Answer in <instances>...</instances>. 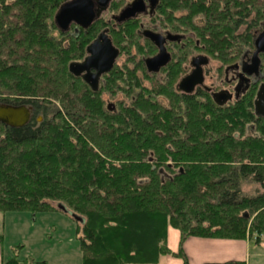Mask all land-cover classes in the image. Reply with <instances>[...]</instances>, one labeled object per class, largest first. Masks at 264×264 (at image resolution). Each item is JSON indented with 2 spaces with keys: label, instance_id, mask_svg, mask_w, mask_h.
Here are the masks:
<instances>
[{
  "label": "trees",
  "instance_id": "1",
  "mask_svg": "<svg viewBox=\"0 0 264 264\" xmlns=\"http://www.w3.org/2000/svg\"><path fill=\"white\" fill-rule=\"evenodd\" d=\"M68 1L0 0V102L26 104L33 111L24 127L0 123V213L36 214L64 205L84 221L75 220L83 264H158L169 255L188 264L182 244L189 237L261 236L264 117L256 116L252 96L233 107L212 99L200 104L197 96L209 94L198 92L180 94L187 107L176 111L143 101L118 113L105 108L100 89L92 91L70 73L69 65L80 59L56 45L54 16ZM167 2L172 7L178 0ZM228 2L225 13L214 1L192 3L206 14L203 39L221 52L229 46ZM240 2L241 14L249 4ZM99 23L75 40L87 36L88 46ZM55 64L66 82L83 91L62 110L40 99L54 93L48 84L54 83ZM251 120L260 136L229 135L230 126ZM246 183L257 186L254 195L244 191ZM169 226L181 233L176 254L167 245ZM4 264L46 263L14 256Z\"/></svg>",
  "mask_w": 264,
  "mask_h": 264
},
{
  "label": "rangeland",
  "instance_id": "2",
  "mask_svg": "<svg viewBox=\"0 0 264 264\" xmlns=\"http://www.w3.org/2000/svg\"><path fill=\"white\" fill-rule=\"evenodd\" d=\"M131 1L132 0H113L109 9L103 14L98 28L96 29L97 31H92V34L95 35H93L94 37L91 41H93L104 29L109 28L112 41L120 50L115 69L108 75L103 76L100 82L99 97L103 106L105 108H112L116 113L120 112L121 108L130 106L135 102L142 104V101L153 105H159L166 110L176 111L179 108L186 109L187 103L180 97V94L177 93L178 83L184 76L183 72L180 73L178 71V65H173L156 74H149L147 72L144 61L153 54V49L143 37L138 35V30H141L140 24L143 22L147 25L148 20L145 19L144 21V19L141 18L126 25L116 26L117 23L113 20V16L118 14L121 9ZM164 1L166 3L168 0H163V2ZM196 1L197 0H188V2L181 1L183 4L180 3L179 0L178 2H172L171 9L174 11L176 20L173 14L171 15L169 12H166L163 18L168 15L170 18L168 23L170 25L175 24L184 29L190 49L194 50L195 43L197 41L200 42L202 51L207 53L210 58V64L205 70L206 78L204 88L208 90L216 85L218 87L216 89H220L218 84L221 83V79H224V71L228 64V52L230 50L228 49L227 51L221 52L215 48H209L207 42L203 39L204 31H202L205 26L206 14L196 8L197 6L193 7L192 3ZM207 1L208 4L213 2V0ZM227 1H229L227 6H230V13L232 15L238 12V7H236L238 4H236V2L241 3L240 1H243L249 4L248 10L253 11V8L257 9L256 13H254L257 14V20L264 19V0H214L219 6L217 11L223 10V13H225L224 8ZM253 4L258 7H253ZM54 25L56 26L55 16ZM77 27L76 25H72L70 31L62 33L56 26L54 30V39L58 47L71 50L69 54L70 58L74 56L82 61L86 57L85 48L87 46L83 43L89 40V37L86 36L76 41L74 37L85 32L83 29L79 31V27ZM197 53L198 51L189 53L187 60L189 61L191 55H196ZM217 54L222 56H218ZM222 57L226 58L223 59ZM58 66H54V83L48 84L49 89L51 92L54 90V93H51V95L41 94L45 97H41L40 99L51 101L56 110H62L64 109V103H74L76 100L75 95H79L80 93L83 94V91H80V84L75 87L70 82H66V79L62 78V73L59 72L61 69ZM40 88L45 89L46 85L43 83ZM43 91H47V94L49 92V90ZM221 92L222 91H217V93ZM250 96H252L253 99L255 98L252 93ZM211 99V95H199L196 98L197 102L203 105ZM0 104L2 103L0 102ZM216 105L228 107L227 102L222 103V105L216 102ZM39 117H42V115L37 116V121L40 123L43 122V117L40 121L38 120ZM233 127L230 126L229 135L231 137L238 136L241 139H245V137L249 135L260 136L261 134V131L257 128L259 125L253 120L244 123L243 127L242 125L240 127ZM0 138H3V130L1 128ZM216 140L218 141L217 138ZM174 165L175 164H172V166ZM258 166L264 167V164L259 163ZM256 188L257 186L255 184L246 183L244 185V191L251 196L254 195ZM253 218L254 217H252L249 227L253 222ZM1 222L4 223L3 226H1ZM0 226L3 228L5 227L7 231L3 237V242L7 241L8 246L12 248L21 246L22 249L24 248L32 254L33 257H36L37 260L49 261V264H83L81 244L77 235V222L64 211L57 209L38 212L36 214L28 211H10L4 214V220L2 218L0 219ZM251 236L264 242V233L261 234V236L257 234H252Z\"/></svg>",
  "mask_w": 264,
  "mask_h": 264
},
{
  "label": "flooded vegetation",
  "instance_id": "3",
  "mask_svg": "<svg viewBox=\"0 0 264 264\" xmlns=\"http://www.w3.org/2000/svg\"><path fill=\"white\" fill-rule=\"evenodd\" d=\"M134 1L135 0H132L130 3L126 4L118 14L113 16V20L115 17H118L121 14V12L126 7L130 6ZM141 1H142V7L140 8L141 10L135 13L136 14L135 17L129 20H125L121 24L117 23L116 26L126 25L130 22L137 21L141 18L144 19V21L145 19L148 20L147 25H145L142 22L140 24L141 30H138V35L140 37H143L149 43V46L153 49V54L149 56L147 59L154 58L155 56H157L160 51V47L163 46L166 49L167 53L170 55V62L166 67L162 68L159 72L173 65L175 66L178 65V71L180 73L183 72L184 75L180 79L179 81L180 83L183 78L192 74L193 70L195 69V67L193 66L194 61L199 59L201 60L202 59L201 57H205L207 58V62H208L207 65L202 66L204 73V83H205V78H206L205 70L206 67L210 64V58L207 53L202 51V46L200 45V42L197 41L195 43L194 50L190 49L188 47L189 42H187L188 38L185 34L184 29L181 28L180 26H176L175 24L170 25L168 23L170 19L168 15H166V17L163 18L164 14H166V12H169L171 13V15L173 14V17L176 20V17L174 16V11H172L168 2L163 3L162 2L163 0H141ZM256 10L257 9H253V11L247 10L241 14L237 12V14L231 16L229 38H228L229 41L228 49L230 51L228 52V64L224 71V79L221 80L219 79L221 82L218 84L220 89H216L218 87L215 85L209 88L208 90H206L203 84L201 86L196 87L195 92L192 95H197L198 92L209 94L211 95L212 100L216 104L214 95L217 94V91H222L225 93L226 96H230V100L227 101V105L233 107L234 104H238L239 102L250 96V94L252 93L255 96L254 98V103H255V100L257 98V93L261 85L264 84V53L261 52L260 54H258L259 63H256L254 58L257 52L256 41L258 40V38L260 37V35L264 30V19L257 20L256 18L257 14H254L256 13ZM105 12H103V14ZM101 18L98 21H100ZM80 29L81 28H79V31ZM106 31H108V36L112 41L109 28L104 29L100 34ZM97 37L93 41H95ZM152 38H156V40ZM157 40H159V43L157 42ZM113 45L117 48V46L114 43ZM87 47L85 49L86 51H87ZM192 51L195 52L198 51V53L196 55H191V58L188 61L187 60L188 54L191 53ZM217 55L220 56L219 54ZM86 56H87V52H86ZM82 61H76V62H82ZM113 69H115V66ZM149 74H156V73H149ZM102 77L100 79V82L103 79ZM177 93L182 95L184 94L178 91V86H177Z\"/></svg>",
  "mask_w": 264,
  "mask_h": 264
},
{
  "label": "water",
  "instance_id": "4",
  "mask_svg": "<svg viewBox=\"0 0 264 264\" xmlns=\"http://www.w3.org/2000/svg\"><path fill=\"white\" fill-rule=\"evenodd\" d=\"M112 0H69L60 6L55 14V24L62 33L70 31L72 25H76L83 30H88L101 18L103 12L107 11ZM142 7L141 0H135L130 6L126 7L114 20L121 24L125 20L135 17V13ZM156 40V38H152ZM175 39V38H173ZM159 43V40H157ZM156 42V43H157ZM257 52L255 61L259 63L258 54L264 53V30L256 41ZM87 56L82 62H72L69 65V71L75 77L81 78L94 92L100 87V79L112 71L120 51L116 48L108 31L100 34L95 41L87 47ZM196 60L193 63L195 69L192 74L186 76L178 85V91L192 95L196 87L204 84V73L202 66L207 65V58ZM257 58V60H256ZM170 62V55L162 46L157 56L145 61L149 73H158ZM257 66V64H256ZM215 101L221 105L230 100L224 92L214 95ZM222 100V101H221ZM255 114L258 117H264V84L261 85L257 98L254 103ZM32 108L26 104L14 105L0 104V123L11 128H20L26 126L32 119ZM38 120H42L39 117ZM59 210L64 211L79 222H84L82 218L72 214L64 205L58 206Z\"/></svg>",
  "mask_w": 264,
  "mask_h": 264
},
{
  "label": "crops",
  "instance_id": "5",
  "mask_svg": "<svg viewBox=\"0 0 264 264\" xmlns=\"http://www.w3.org/2000/svg\"><path fill=\"white\" fill-rule=\"evenodd\" d=\"M4 214L0 213V219L4 220ZM1 222V226H3ZM0 226V235L4 237L6 228ZM167 245L173 253H178L181 248V233L178 229L169 226L167 230ZM182 248L188 264L224 263L227 261H243L246 264H264V242L247 235L244 239H222L211 237H189ZM82 253V250H81ZM18 256L20 260L28 258L36 262L49 261L37 260L21 246H8L7 241L0 243V264L10 258ZM83 256V253H82ZM158 264H184L181 258L166 256Z\"/></svg>",
  "mask_w": 264,
  "mask_h": 264
}]
</instances>
